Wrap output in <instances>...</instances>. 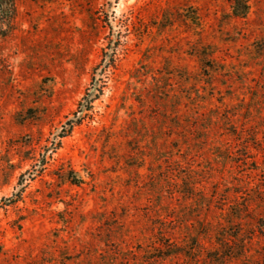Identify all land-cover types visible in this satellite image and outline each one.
<instances>
[{
  "label": "rangeland",
  "instance_id": "1",
  "mask_svg": "<svg viewBox=\"0 0 264 264\" xmlns=\"http://www.w3.org/2000/svg\"><path fill=\"white\" fill-rule=\"evenodd\" d=\"M261 220L264 0H0V264H264Z\"/></svg>",
  "mask_w": 264,
  "mask_h": 264
},
{
  "label": "trees",
  "instance_id": "2",
  "mask_svg": "<svg viewBox=\"0 0 264 264\" xmlns=\"http://www.w3.org/2000/svg\"><path fill=\"white\" fill-rule=\"evenodd\" d=\"M236 16H243L245 14V12H241V11H237L235 12ZM97 85H93L94 90H100L99 87H96ZM93 97H92V91L90 92V87L86 88L85 94L84 96L81 98V100L78 102V110L74 112V118L73 119H69L66 124H68V129H63L62 130V134L67 133L73 126L74 123L79 122L87 113H84L85 111H87L89 108H91V103L93 101ZM80 113V114H79ZM79 114V115H78ZM65 128V127H64ZM73 180V181H72ZM72 182L77 183L80 182L78 179H71ZM260 228H258V233L259 235H257V237L259 236H264V228H263V224L264 221L261 220ZM221 245L223 246V251L224 254H222V256L220 257V262L222 260H225L223 262L226 261H231V260H240L245 261V260H249L250 256L246 253V248L245 246V242L242 241L241 245L238 246V249L234 250L232 244H230L229 239H225V240H221ZM179 251H172L168 254H166L165 256H169L171 254H176ZM217 260V259H215Z\"/></svg>",
  "mask_w": 264,
  "mask_h": 264
}]
</instances>
